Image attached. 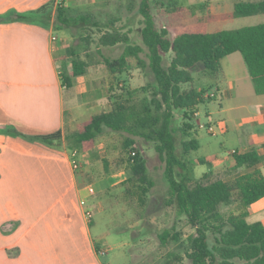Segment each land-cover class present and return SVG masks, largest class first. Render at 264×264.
<instances>
[{
	"label": "crops",
	"instance_id": "1",
	"mask_svg": "<svg viewBox=\"0 0 264 264\" xmlns=\"http://www.w3.org/2000/svg\"><path fill=\"white\" fill-rule=\"evenodd\" d=\"M50 1L0 0V16L35 10ZM62 1L70 8L77 4V0ZM202 2L192 0L187 7H193L197 15L210 11L219 16L214 20L232 18H221L232 10L215 13ZM51 13L50 20L45 21L38 17L33 22H0V129L15 127L27 135L56 130L65 133L111 108L108 88L120 75L105 73L97 67L101 64H96L91 65L95 70L89 66L85 74L70 76L66 57L73 37L65 30L54 29V10ZM131 18L129 13L127 29L138 33L141 17ZM235 53L221 60L215 90L211 91L214 101L204 100L194 114L197 123L203 116L208 120L204 125L213 127L209 119L218 113L228 147L206 158L212 159V171L224 181L254 171L264 178V93L255 92L243 59L230 57ZM63 76L70 77L72 83L68 97ZM211 104L218 110L214 111ZM213 131L206 130L211 135ZM102 141L99 136L92 148L77 152L0 133V264H115L117 256L131 247L127 239L108 244L112 239L108 234L116 232L112 226L106 225L99 237L91 231L94 212L98 211L102 219L109 213L105 196L117 184ZM250 149H255L259 162L230 170L234 164L230 152ZM72 152L78 161L76 169L71 162ZM103 160H107L108 170ZM122 166L114 168L117 171ZM88 184L93 185V194L86 191ZM82 199L92 211L90 219L85 217ZM232 204L236 205L232 214L245 211L248 222L264 225V196L246 207Z\"/></svg>",
	"mask_w": 264,
	"mask_h": 264
},
{
	"label": "trees",
	"instance_id": "2",
	"mask_svg": "<svg viewBox=\"0 0 264 264\" xmlns=\"http://www.w3.org/2000/svg\"><path fill=\"white\" fill-rule=\"evenodd\" d=\"M131 1V0H130ZM126 4L132 18L141 16L139 35L142 45L132 42L131 29L122 31L113 27L120 20L100 16L102 11H79L63 3L54 6V0L28 12L12 11L0 16V22L36 21L38 17L50 20L53 27L65 30L73 37L69 47L70 76H80L91 65H103L113 76L128 73V58L134 57L141 67H148L153 81L138 88L121 87L115 83L108 88L110 110L92 115L79 129L63 133L27 135L15 127L0 129V133L40 142L51 148L86 151L96 139L107 132L124 134L115 167L126 165L136 181L137 200L144 205L145 196L153 186L147 169V159L137 149V138L152 143L163 164V177L168 196L165 206H172L176 217L184 216L194 232L187 237L186 257L191 264H264V225L248 222L246 212L224 214L222 209L233 202L246 207L264 196V178L254 172L224 181L211 169V158L198 157L197 162L208 170L195 177L189 157L199 148L194 137L192 117L198 105L204 102L206 88L194 84L192 69L201 64L206 73L217 77L221 60L229 54L242 55L255 92L264 93V22L215 32L207 30L208 23L218 18L212 12L197 15L193 7L174 4L165 10L167 20L157 25L151 11V0ZM73 10H75L73 12ZM264 13V0L237 1L230 13L221 16L239 17ZM111 25V27L109 26ZM101 30L93 41L94 30ZM121 45L118 56H106L102 48ZM145 53V58L141 54ZM171 53L168 63L164 55ZM65 90L72 85L70 77L63 76ZM182 111L187 122L179 130L180 154L177 153L175 112ZM130 151H135L131 156ZM235 171L251 167L260 160L255 149L232 153ZM108 170L107 160H103ZM127 180V179H126ZM128 181V180H127ZM181 232L165 228L157 236L160 246L181 240ZM179 256L174 255L173 260ZM164 264H171L166 260Z\"/></svg>",
	"mask_w": 264,
	"mask_h": 264
},
{
	"label": "rangeland",
	"instance_id": "3",
	"mask_svg": "<svg viewBox=\"0 0 264 264\" xmlns=\"http://www.w3.org/2000/svg\"><path fill=\"white\" fill-rule=\"evenodd\" d=\"M130 0H77V4L72 9L79 11H102L100 16H106L108 19L119 17L120 20L115 21L113 27H116L122 31L127 30L128 13L126 12V4ZM136 7L140 0H131ZM130 1V2H131ZM207 8L213 12H229L233 8L234 2L238 0H203ZM64 4V2L62 1ZM192 3V0H151V11L155 16V20L158 26L163 24L167 20V14L165 10L170 6L177 4L182 6H188ZM184 6V7H185ZM81 9V10H80ZM75 10H73L74 12ZM205 11V10H204ZM140 16V15H139ZM141 17V16H140ZM137 18V17H136ZM135 18V19H136ZM264 22V13L252 15V16H239L232 18H225L214 20L208 25L209 32H215L222 29H234L246 25L256 24ZM111 27V25H109ZM141 26V24H140ZM101 30H94L93 41H96L101 34ZM132 33V34H131ZM132 42L140 43L141 38L139 32H130ZM73 42V40H72ZM72 42H70L72 44ZM122 46L116 45L113 47H103V53L110 57H116L121 52ZM141 57L145 58V53L141 54ZM171 57V53L164 55L165 63H168ZM230 57H241L238 52ZM71 55L66 57V60L71 67ZM243 61V60H242ZM244 64V62H243ZM101 71L108 73V70L103 65H98ZM91 70H95L96 67L91 66ZM128 73L122 74L116 78L115 87L117 89L121 87L138 88L147 83L153 81L152 73L149 68L141 67L136 58H128ZM130 70V71H129ZM194 84L198 87L206 88L205 102H213V97L210 96L211 91L215 90L214 77L209 75L203 69L201 64L196 65L192 69ZM66 74V73H65ZM69 91L65 92L68 97ZM202 107V106H201ZM214 111L218 108L211 104ZM201 109V108H200ZM203 109V107H202ZM192 117L191 123L194 125V137L199 143V148L196 151H191L189 157L195 166L196 177L201 176L202 172L207 170L206 165H200L197 162L198 157H209L215 154L223 152L224 146H227V142L224 141V133L218 120V113H214L213 118L209 119V122L213 125L215 134L211 135L206 130L197 129V122ZM201 123H205L208 120L203 116L199 118ZM187 122L182 111L175 112L174 126L176 127L177 135V153L180 154V140L182 138L179 127ZM102 142H105L106 146V159L112 166V172L117 184L111 189L110 194L105 196L108 200L107 209L109 213H106L103 219L98 211L94 212L93 224L91 227L92 234L95 237H99L106 229V225L113 227L116 232L108 234L110 241L108 244H118L122 240L127 239L131 241V247L125 250V253H121L115 261V264H164L166 260H171V264H191V261L185 255V249L187 247V237L193 234V228L188 225L184 216L176 217L174 208L172 206L164 205V198L168 196L167 184L163 177V164L157 157L154 151L153 145L141 138H137V149L147 158V169L150 178L154 184L150 188L149 192L145 196L144 205H140L137 200V190L134 187L136 181L132 178L130 171L126 165H123L116 171L115 160L118 157L121 143L124 138V134L107 132L102 135ZM232 155V153L230 152ZM111 169V167H110ZM96 171L94 173H97ZM110 172V170H109ZM109 174V173H108ZM128 181H127V180ZM125 185H122V182ZM235 204H231L222 209L224 214H230L235 212ZM106 223V224H105ZM173 227L175 230L181 232V240L178 242H170L166 246H160L158 234L165 228ZM103 245L99 243V245ZM117 252V250H116ZM179 256L177 260H173V256Z\"/></svg>",
	"mask_w": 264,
	"mask_h": 264
},
{
	"label": "built area",
	"instance_id": "4",
	"mask_svg": "<svg viewBox=\"0 0 264 264\" xmlns=\"http://www.w3.org/2000/svg\"><path fill=\"white\" fill-rule=\"evenodd\" d=\"M62 3V0H56V4H61ZM52 40H55V36L53 35L52 37ZM210 96H213V93L210 94ZM197 126L198 128L202 129V128H206V130L209 132V133H214L213 131V128L210 126V127H206L204 124L202 123H197ZM231 153H235V150H232ZM131 156H133L135 154V151H130L129 153ZM75 155L76 153L75 152H72L71 154V162H72V165L73 167L76 169L78 167V161L76 160L75 158ZM86 191L89 193V194H93L94 193V187L92 184H88L86 186ZM81 205L84 207V214H85V217L87 219H90L92 217V211L91 209H89L87 206H86V201L84 199H82L81 201Z\"/></svg>",
	"mask_w": 264,
	"mask_h": 264
}]
</instances>
